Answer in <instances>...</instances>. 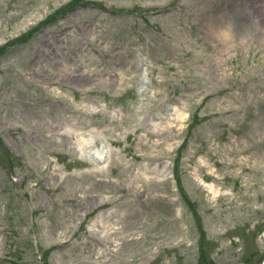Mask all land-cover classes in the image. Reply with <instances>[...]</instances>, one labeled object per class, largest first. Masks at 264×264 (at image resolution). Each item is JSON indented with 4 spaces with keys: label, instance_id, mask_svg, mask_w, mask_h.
<instances>
[{
    "label": "rangeland",
    "instance_id": "obj_1",
    "mask_svg": "<svg viewBox=\"0 0 264 264\" xmlns=\"http://www.w3.org/2000/svg\"><path fill=\"white\" fill-rule=\"evenodd\" d=\"M0 264H264V0H0Z\"/></svg>",
    "mask_w": 264,
    "mask_h": 264
},
{
    "label": "bare ground",
    "instance_id": "obj_2",
    "mask_svg": "<svg viewBox=\"0 0 264 264\" xmlns=\"http://www.w3.org/2000/svg\"><path fill=\"white\" fill-rule=\"evenodd\" d=\"M117 83H119V82H117ZM166 168H168V164L166 163ZM164 173H166L167 174V176H168V172H164ZM163 176H165V175H163ZM203 181V180H202ZM199 182H201V179H199ZM204 182V181H203ZM206 186V185H205ZM207 188H208V190H211V191H214L215 189H214V187L213 186H210V185H207Z\"/></svg>",
    "mask_w": 264,
    "mask_h": 264
}]
</instances>
